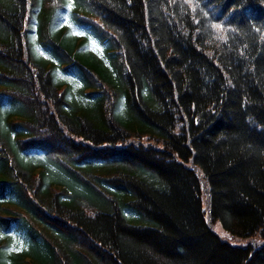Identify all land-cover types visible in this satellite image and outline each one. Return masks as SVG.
Wrapping results in <instances>:
<instances>
[{"label":"trees","instance_id":"obj_1","mask_svg":"<svg viewBox=\"0 0 264 264\" xmlns=\"http://www.w3.org/2000/svg\"><path fill=\"white\" fill-rule=\"evenodd\" d=\"M200 176L264 235V0H0V264H264Z\"/></svg>","mask_w":264,"mask_h":264},{"label":"rangeland","instance_id":"obj_2","mask_svg":"<svg viewBox=\"0 0 264 264\" xmlns=\"http://www.w3.org/2000/svg\"><path fill=\"white\" fill-rule=\"evenodd\" d=\"M81 16V15H79ZM68 19H71L68 15H66V22L68 21ZM72 20V19H71ZM75 31H78V28L75 27L74 28ZM92 47H96L93 43H92ZM85 88L87 91L91 92L95 89L94 86H90V85H84L81 87ZM111 94V93H110ZM197 173H200L199 170H197ZM201 178V201H202V209H203V213L204 216L207 220L208 225L210 226V228L224 241H227L229 244L233 245V246H248L251 245L253 247H257L259 246L262 241H264V235L262 234H256V235H252V236H247V237H239V236H234L232 234L229 233L228 230H226L221 223L219 222L218 219H212L210 217V213H209V204H208V197H207V191L205 190V184H204V179L200 176ZM144 223V222H142Z\"/></svg>","mask_w":264,"mask_h":264},{"label":"snow or ice","instance_id":"obj_3","mask_svg":"<svg viewBox=\"0 0 264 264\" xmlns=\"http://www.w3.org/2000/svg\"><path fill=\"white\" fill-rule=\"evenodd\" d=\"M216 27H217V28H219L220 26H219V25H217Z\"/></svg>","mask_w":264,"mask_h":264}]
</instances>
